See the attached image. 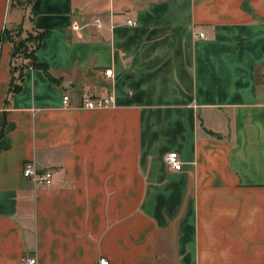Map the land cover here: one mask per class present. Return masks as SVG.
<instances>
[{
	"label": "crops",
	"instance_id": "0c3cea01",
	"mask_svg": "<svg viewBox=\"0 0 264 264\" xmlns=\"http://www.w3.org/2000/svg\"><path fill=\"white\" fill-rule=\"evenodd\" d=\"M12 7L0 0V264H264V0H33L17 25L43 33L57 83L28 66L9 96ZM28 162L54 183L25 179Z\"/></svg>",
	"mask_w": 264,
	"mask_h": 264
},
{
	"label": "trees",
	"instance_id": "16d2710c",
	"mask_svg": "<svg viewBox=\"0 0 264 264\" xmlns=\"http://www.w3.org/2000/svg\"><path fill=\"white\" fill-rule=\"evenodd\" d=\"M33 0H19L15 3L12 0V6L17 5L27 8ZM24 30L20 26L17 28V31L5 30L2 42H9L12 44V80L10 83L9 96L15 92H18L22 88V82L24 79V72L29 67L32 69H41L45 75L54 83H57V80L52 78L48 68L39 63L36 57V53L40 48L43 41V33L38 31L26 32V37H23ZM17 60H21L22 64L19 68L13 66ZM28 62V65H27ZM19 71L18 78L15 77L16 72ZM18 80V83L16 82Z\"/></svg>",
	"mask_w": 264,
	"mask_h": 264
},
{
	"label": "built area",
	"instance_id": "2783aa9c",
	"mask_svg": "<svg viewBox=\"0 0 264 264\" xmlns=\"http://www.w3.org/2000/svg\"><path fill=\"white\" fill-rule=\"evenodd\" d=\"M98 26L99 20L95 22ZM127 24L130 26H135L136 22L128 19ZM201 38L205 36L200 34ZM106 76L111 77L113 74L112 69L105 71ZM69 97H64V103L67 106ZM115 106V98L113 95L107 97H97L93 98L91 96L85 95L82 101V108L90 111L94 110H106L113 108ZM166 166L170 171L179 172L183 169V162L177 152H170L165 158ZM22 175L25 179L32 181L35 184L43 186H51L54 183L53 172L51 170H43L38 168L34 163L28 162L24 165L22 170ZM21 264H38L37 257L35 255H27L23 258ZM99 264H110V261L106 258H100Z\"/></svg>",
	"mask_w": 264,
	"mask_h": 264
},
{
	"label": "rangeland",
	"instance_id": "374dc122",
	"mask_svg": "<svg viewBox=\"0 0 264 264\" xmlns=\"http://www.w3.org/2000/svg\"><path fill=\"white\" fill-rule=\"evenodd\" d=\"M14 1H15V3H17L19 0H14ZM23 10H24V7H21V6L14 5L12 7L13 16L16 18L19 15V17L16 19L15 22H13V24L9 30L17 31V28L19 27L17 24L21 21V18L23 17ZM16 14H18V15L16 16ZM31 31H34V30L32 28H28V29L24 30L23 37L24 36L26 37V32H31ZM16 63H18V62L16 61Z\"/></svg>",
	"mask_w": 264,
	"mask_h": 264
}]
</instances>
